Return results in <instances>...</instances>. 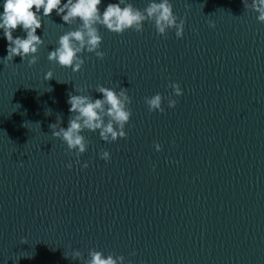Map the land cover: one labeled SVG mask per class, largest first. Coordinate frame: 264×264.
Segmentation results:
<instances>
[{"label": "water", "instance_id": "obj_1", "mask_svg": "<svg viewBox=\"0 0 264 264\" xmlns=\"http://www.w3.org/2000/svg\"><path fill=\"white\" fill-rule=\"evenodd\" d=\"M172 3L182 39L147 23L123 35L101 27L104 59L85 53L73 73L47 59L76 27L53 13L37 30V64L0 60V264H78L64 254L92 248L126 264H264V24L241 0ZM6 46L0 38V58ZM172 81L184 89L176 107L165 99L150 113L144 98L167 97ZM99 84L131 96L127 138L85 132L76 164L49 125L67 126L69 92L97 96Z\"/></svg>", "mask_w": 264, "mask_h": 264}, {"label": "clouds", "instance_id": "obj_2", "mask_svg": "<svg viewBox=\"0 0 264 264\" xmlns=\"http://www.w3.org/2000/svg\"><path fill=\"white\" fill-rule=\"evenodd\" d=\"M241 3L246 11L257 13V22L264 24V0H241ZM0 9V38L7 42L6 55L0 60L5 65L12 63L16 57L20 58L21 63L27 62L29 67L37 64L39 51L44 45L43 36L38 35L37 30L42 29L45 19L55 13L63 25L76 27L59 36L47 59L62 68L71 69L73 73L83 68L85 53L104 59L106 53L101 50V27L116 35H123L129 31L141 33L147 23L154 26L157 36L166 38L172 30L177 39L183 38L185 28V19L175 13L172 0H147L142 9L136 7L132 0H108L107 3L105 0H0ZM209 26L215 28L216 25L209 22ZM18 29L23 35H14ZM53 76V71L49 70L44 74V80H51ZM167 88L171 89L167 97L156 93L144 98L150 113H163L165 99L168 108L174 109L177 98L184 95V89L178 82H169ZM94 92L97 96L88 94L86 89L74 88L73 92L68 93L66 101L70 114L67 126H63L61 118L49 125L52 137L66 145L67 152L74 154L76 164H81L80 157L89 149L85 132L98 134L105 143H115L127 138L125 129L133 115L132 98L127 89L99 84ZM153 148L156 152L163 150L158 142L153 144ZM97 155L106 163L111 160L108 150L102 149ZM81 166L87 168L88 163L84 162ZM66 167L71 170L73 164L69 163ZM21 243L27 244V239L22 238ZM64 255L78 264H126L123 255H105L95 248L89 249L87 256L79 250Z\"/></svg>", "mask_w": 264, "mask_h": 264}]
</instances>
